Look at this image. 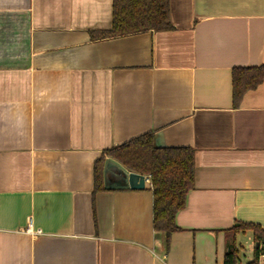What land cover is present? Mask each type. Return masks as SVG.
I'll return each mask as SVG.
<instances>
[{
	"label": "crops",
	"instance_id": "0c3cea01",
	"mask_svg": "<svg viewBox=\"0 0 264 264\" xmlns=\"http://www.w3.org/2000/svg\"><path fill=\"white\" fill-rule=\"evenodd\" d=\"M113 1L0 0V264H224L229 228L264 227V81L235 106L232 77L264 64V0H170L173 28L92 39ZM149 131L195 150L169 249L152 181L111 163L95 191Z\"/></svg>",
	"mask_w": 264,
	"mask_h": 264
},
{
	"label": "trees",
	"instance_id": "16d2710c",
	"mask_svg": "<svg viewBox=\"0 0 264 264\" xmlns=\"http://www.w3.org/2000/svg\"><path fill=\"white\" fill-rule=\"evenodd\" d=\"M173 28L170 0H114L113 25L108 30L92 31V39L120 37L150 30ZM233 101L238 106L244 94L264 81V64L236 66L232 70ZM114 158L134 172L150 174L154 194V228L163 233L169 249L171 234L179 229L177 213L187 204V195L195 186V150L190 146H159L154 131L146 132L120 145L104 150L95 162V191L103 189L104 163ZM229 243L224 264L242 261L236 235L252 231L255 247L248 264L261 263L264 227L239 222L228 230ZM257 243L259 244L257 246Z\"/></svg>",
	"mask_w": 264,
	"mask_h": 264
},
{
	"label": "water",
	"instance_id": "95a60500",
	"mask_svg": "<svg viewBox=\"0 0 264 264\" xmlns=\"http://www.w3.org/2000/svg\"><path fill=\"white\" fill-rule=\"evenodd\" d=\"M115 164L118 166L119 173V181L123 183H119L118 187L120 188H131V189H144L146 188V176L143 173L134 172L127 169L123 164L114 158H107L104 164V176H106L109 164ZM259 244L257 243V246Z\"/></svg>",
	"mask_w": 264,
	"mask_h": 264
},
{
	"label": "rangeland",
	"instance_id": "374dc122",
	"mask_svg": "<svg viewBox=\"0 0 264 264\" xmlns=\"http://www.w3.org/2000/svg\"><path fill=\"white\" fill-rule=\"evenodd\" d=\"M237 244L241 248L242 263L248 264L253 259V250L255 247V242L250 234H241L238 236ZM262 247V256L260 258L261 263H264V244Z\"/></svg>",
	"mask_w": 264,
	"mask_h": 264
},
{
	"label": "built area",
	"instance_id": "2783aa9c",
	"mask_svg": "<svg viewBox=\"0 0 264 264\" xmlns=\"http://www.w3.org/2000/svg\"><path fill=\"white\" fill-rule=\"evenodd\" d=\"M145 176H146V183L147 182H151V175L150 174H145ZM28 230L29 231L32 230L31 227H30V224H29ZM37 231H39V230H37ZM238 264H242V262H240Z\"/></svg>",
	"mask_w": 264,
	"mask_h": 264
}]
</instances>
